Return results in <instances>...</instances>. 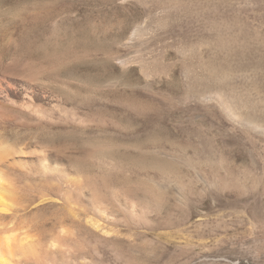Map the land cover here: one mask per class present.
<instances>
[{
    "label": "rangeland",
    "instance_id": "1",
    "mask_svg": "<svg viewBox=\"0 0 264 264\" xmlns=\"http://www.w3.org/2000/svg\"><path fill=\"white\" fill-rule=\"evenodd\" d=\"M0 49L21 69L3 100L41 109L0 119V143L66 173L2 164V228L63 264H264V0H0Z\"/></svg>",
    "mask_w": 264,
    "mask_h": 264
},
{
    "label": "bare ground",
    "instance_id": "2",
    "mask_svg": "<svg viewBox=\"0 0 264 264\" xmlns=\"http://www.w3.org/2000/svg\"><path fill=\"white\" fill-rule=\"evenodd\" d=\"M18 42H16V48L14 51V54H16L17 57L20 56H31L32 53L34 52V46H33V40H31L29 37L25 36V37H21L18 38L17 40ZM35 44V43H34ZM36 47V46H35ZM7 51H5L4 49H0V119H5L7 117H9L11 114H13V112L15 111H19V112H27L30 111L32 114L33 112H36L38 114L41 113V109L39 107H37L35 104V102L33 101V97L30 94H26V96H24L22 102L20 103H10L7 101L3 100V94H7V88L4 84L3 81V73H14V74H21V69H19L18 67H10L8 65L5 64V57L7 55ZM32 58V57H31ZM30 58V59H31ZM34 58V57H33ZM32 58V59H33ZM19 58L14 59V61H18ZM4 75V74H3ZM33 83H31L32 85ZM35 88V87H34ZM35 90V89H34ZM33 90V91H34ZM29 91V90H28ZM51 96V95H50ZM49 97V96H48ZM50 100H53L50 98ZM231 104V103H230ZM234 106V105H233ZM48 111V110H47ZM29 112V113H30ZM40 112V113H39ZM45 112V111H44ZM43 114V113H42ZM46 114V112H45ZM48 114V113H47ZM245 115V114H244ZM251 119V117H248ZM247 120V119H246ZM254 120V119H253ZM257 123L260 124V122L255 119ZM255 122V123H256ZM255 125V124H254ZM253 126V124H252ZM261 126V125H259ZM254 128V127H253ZM252 128V129H253ZM262 129V128H261ZM18 148V147H17ZM15 146L9 145V144H4L3 142L0 143V219L2 218H6L7 216H13L14 214L17 213L18 209H17V205H20V200L17 197V191L14 187V180L11 177V174L7 173L2 167L1 165H5V166H9V165H21L22 168L24 166V168H28L27 170V174L30 175H37V176H41L46 178L47 182H53L55 180H63V177H65L64 175L65 170L64 168L60 167L59 165H55L53 164V162L50 161V156L49 153L46 152V150L43 149V154L39 156L37 162L35 163L34 167H29L25 162H23L22 160H18L16 157L19 154H23L25 153L24 150L22 149H17ZM61 163V162H60ZM2 165V166H3ZM28 166V167H27ZM67 167V166H66ZM7 168V167H6ZM12 173V172H11ZM24 174V173H23ZM28 176V175H27ZM25 176V177H27ZM32 177V176H31ZM70 177V176H69ZM68 177V178H69ZM42 180V179H40ZM16 181V180H15ZM29 181V180H28ZM67 181V179H66ZM79 181V180H78ZM43 182L46 183V181L43 180ZM56 182V181H55ZM73 182V181H72ZM80 182V181H79ZM44 183V184H45ZM77 183V182H76ZM81 183V182H80ZM86 183V182H84ZM83 183V184H84ZM89 183V182H88ZM47 184V183H46ZM66 184V183H65ZM55 185V184H54ZM59 185V184H57ZM82 186V183L80 184ZM85 185V184H84ZM93 185V184H92ZM53 186V185H52ZM56 186V185H55ZM66 186V185H64ZM63 186V187H64ZM89 186V185H88ZM94 186V185H93ZM92 186V187H93ZM95 186H97L95 184ZM43 187V186H42ZM41 187V188H42ZM58 187V186H57ZM62 187V186H61ZM90 187V186H89ZM45 188V187H44ZM43 188V189H44ZM80 188V187H79ZM82 188V187H81ZM96 188V187H95ZM107 188V187H106ZM112 188V187H111ZM109 187V191L112 192V189ZM84 189V188H82ZM97 189V188H96ZM101 189V188H100ZM45 190V189H44ZM47 190V189H46ZM49 190V189H48ZM65 190V189H64ZM94 190V189H92ZM116 190V189H115ZM68 191V190H67ZM71 191V190H70ZM79 191V190H78ZM82 191V190H81ZM94 191H98V190H94ZM94 191L92 193H94ZM106 191V190H105ZM108 191V193H109ZM114 191V190H113ZM17 192V193H16ZM63 192V191H62ZM80 192V191H79ZM103 192V191H102ZM116 192V191H115ZM114 192V194H116ZM65 193V191H64ZM113 193V192H112ZM84 194V193H83ZM85 195V194H84ZM97 195V194H96ZM102 195V193H101ZM100 195V197H101ZM105 195V194H104ZM118 196V194H116ZM46 196V195H45ZM93 196V195H92ZM99 196V195H98ZM107 196V195H106ZM115 196V195H114ZM113 196V197H114ZM57 197V196H56ZM64 197V196H63ZM67 197V196H66ZM69 197V196H68ZM67 197V198H68ZM75 197V196H74ZM78 197V196H77ZM81 197V196H80ZM105 197V196H103ZM112 197V195H111ZM183 197V196H182ZM50 198H53L52 196H50ZM55 198V196H54ZM71 198V197H70ZM83 198V197H81ZM80 198V199H81ZM91 198V197H89ZM108 198V196H107ZM116 198V197H115ZM114 198V199H115ZM130 198V197H129ZM56 200H58L57 198H55ZM60 199V198H59ZM76 199V198H75ZM79 199V201H80ZM95 199V198H93ZM99 199V198H98ZM101 199V198H100ZM110 199V197H109ZM108 199V202L110 201ZM113 199V198H112ZM117 199V198H116ZM50 200V199H49ZM90 200V199H89ZM103 200V198L101 199ZM43 201V200H42ZM53 201V200H52ZM61 201V199H60ZM63 201V200H62ZM74 201V199H73ZM95 201V200H94ZM99 201V200H98ZM105 201V202H104ZM103 204L106 203V200L104 199ZM113 201V200H112ZM115 201V200H114ZM128 201V199H127ZM126 201V203H127ZM131 201V200H130ZM133 201V200H132ZM68 202L71 201L68 200ZM98 203V205H102ZM55 203V202H54ZM91 203V202H90ZM96 203V201H95ZM111 204L113 202H110ZM109 203V204H110ZM129 203V202H128ZM134 203V202H132ZM56 204V203H55ZM62 204V203H61ZM67 204V203H66ZM79 204V203H78ZM108 204V203H107ZM130 204V203H129ZM24 205V204H23ZM22 205V206H23ZM60 205V204H59ZM73 205V204H72ZM74 205H77V203H75ZM73 205V206H74ZM80 205V204H79ZM97 204H95L96 206ZM133 205V204H131ZM71 206V205H70ZM78 206V205H77ZM103 206H107V205H102ZM109 206V205H108ZM130 206V205H128ZM20 207V206H19ZM100 206H97V208H99ZM101 207V208H102ZM93 208V207H92ZM105 208V207H104ZM108 208V207H107ZM129 208V207H128ZM133 208V207H132ZM131 208V209H132ZM106 209V208H105ZM130 211H133V209ZM94 210V209H93ZM96 210V209H95ZM100 210V208H99ZM103 210V208H102ZM107 210V209H106ZM20 211V210H19ZM74 211V210H72ZM101 211V210H100ZM97 210V212H100ZM105 211V210H103ZM75 212V211H74ZM73 213V212H72ZM108 213V212H107ZM105 213V214H107ZM132 213V212H131ZM95 214L97 215L96 211ZM74 215V214H73ZM100 215V214H99ZM102 218L104 216L103 212H102ZM100 215V216H101ZM109 216H112L109 214ZM14 217V216H13ZM99 217V216H98ZM105 218L107 217L106 215L104 216ZM110 218V217H109ZM108 218V219H109ZM112 219H114V217H111ZM99 219V218H98ZM107 219V220H108ZM100 220V219H99ZM102 220V219H101ZM94 221V222H93ZM92 221L91 219V224L95 225L97 228L100 224H98V222L95 221V219ZM90 223V221H89ZM30 224V223H29ZM104 224V223H103ZM32 225V224H31ZM27 226V225H26ZM91 226V225H90ZM31 227V226H30ZM29 227V228H30ZM64 227V226H63ZM102 227V226H99ZM92 228V226H91ZM24 229V228H23ZM21 230L18 227H12L9 229H4L1 227L0 225V264H29L28 260L33 257L36 259V261L39 264H63L62 260L58 257L57 254H55L54 252H57L55 250H53L52 253H47V252H41V249L39 248V241L37 240V231L34 229H29V230ZM62 229V228H61ZM100 229V228H99ZM98 229V230H99ZM104 229V227L102 228ZM39 230V229H38ZM98 230L97 234H98ZM67 231V230H65ZM94 232V231H93ZM101 232V231H100ZM96 233V232H95ZM96 234V235H97ZM101 235V233H99ZM63 235V234H62ZM65 235V234H64ZM68 235V234H67ZM104 235V234H103ZM102 236V235H101ZM64 237V236H63ZM58 238V237H57ZM66 238V237H65ZM68 238V237H67ZM42 238H40L41 240ZM63 239V238H61ZM43 240V239H42ZM55 240V239H54ZM58 240V239H57ZM60 240V239H59ZM82 240V239H81ZM80 240V241H81ZM85 240V239H84ZM52 241V240H51ZM62 241V240H61ZM64 242V247L67 246V248L69 249L68 252L71 251H78V247L73 245V243H71L72 241L69 242V240L67 239H63ZM62 242V243H63ZM83 242V240L81 241V243ZM52 244V242H51ZM55 244V243H54ZM80 244V243H79ZM41 246V245H40ZM63 246V245H62ZM89 246V245H88ZM61 248V247H60ZM66 248V247H65ZM84 249V248H83ZM82 249V250H83ZM64 250V249H63ZM43 251V250H42ZM67 250H65L66 252ZM82 252V251H81ZM44 253V254H43ZM58 253V252H57ZM64 253V252H63ZM73 253V252H72ZM65 254V253H64ZM74 254V253H73ZM78 254V253H77ZM77 256V255H76ZM74 257V256H73ZM73 259V258H72ZM76 259V258H75ZM31 260V259H30ZM36 263V262H35ZM72 263V262H71ZM128 264V261L127 263Z\"/></svg>",
    "mask_w": 264,
    "mask_h": 264
}]
</instances>
